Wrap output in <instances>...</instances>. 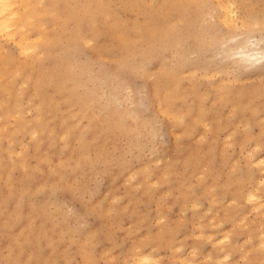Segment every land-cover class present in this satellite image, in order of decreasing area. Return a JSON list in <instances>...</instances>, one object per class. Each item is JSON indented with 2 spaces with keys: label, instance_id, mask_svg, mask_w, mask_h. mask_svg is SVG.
I'll return each instance as SVG.
<instances>
[{
  "label": "rangeland",
  "instance_id": "obj_1",
  "mask_svg": "<svg viewBox=\"0 0 264 264\" xmlns=\"http://www.w3.org/2000/svg\"><path fill=\"white\" fill-rule=\"evenodd\" d=\"M84 1L53 0L33 17L30 38L57 29L61 41L36 40L33 57L0 32V62L17 73L0 87V264H127L132 252L150 255L146 264H264V210L246 200L252 190L264 201L255 180L264 178V63H232L221 51L244 39L264 51V0H223L229 27L218 0H195L201 13L184 17L164 0H103L120 32L151 11L176 27L168 45L125 65L107 33L68 42L77 26L62 21ZM31 4L39 12L49 2ZM61 62L84 74V110L70 80L39 88L41 70ZM163 65L177 71L176 111L155 100ZM107 116L123 130H109Z\"/></svg>",
  "mask_w": 264,
  "mask_h": 264
},
{
  "label": "bare ground",
  "instance_id": "obj_2",
  "mask_svg": "<svg viewBox=\"0 0 264 264\" xmlns=\"http://www.w3.org/2000/svg\"><path fill=\"white\" fill-rule=\"evenodd\" d=\"M32 1L33 0H0V32L3 33L7 32L6 36L12 34L13 38H14L13 35H15L16 36L15 41H17L16 43L18 47L21 49L20 52L22 53L26 52L28 55H30V53L33 52L30 55L33 57L39 52L38 50L33 49L34 46L37 47V44L39 45L41 43L39 41L35 42L36 40L42 38L46 47L48 48L57 46V44L60 43L61 41L57 34V29L56 30L54 29L55 31L51 32L48 36L45 35L44 38L43 36L41 38H38L36 36L37 39H35L36 37L30 38V33L28 31L33 30V27L38 28L39 26V22L38 21L35 22V20L32 21V19L36 17H41V14L49 13V11L51 10V4L53 2V0H48L49 2L48 6H43L39 12L36 11L34 12L32 9L34 4H31ZM54 1L58 2L59 0H54ZM66 1L67 0H60V3L63 4ZM164 1L165 3H163V5L167 6L165 11H172V13H175L177 16L180 15L183 17L195 16L201 13V7L199 4L195 2V0H164ZM19 2L21 6L18 5ZM225 2L223 0H218V6L220 9L221 19L223 24L226 27H229L232 21L230 18H233V17L230 18L228 17L229 12L230 14L232 12L230 11L231 10L230 7L232 8V5L229 7L228 2L227 3ZM134 3H136L135 0H133L132 4ZM52 9L53 11H55V9L57 8L52 7ZM234 13L235 11H233V14ZM51 14L54 17V12H52ZM68 15L69 16L67 17L66 20L63 19L62 21L63 24L61 25L60 29L67 25L69 19L73 20L72 26L76 25L77 27L75 26L76 28L71 29V32L69 34L68 42L71 45H78L85 42L87 36H90L92 38L100 33H107L115 38L117 47L121 52H123V58L121 60V64L124 65L134 64L138 56L148 55L149 53L154 52L157 49V47L168 45L176 37V27L173 24H166L165 21H163L164 15L163 14L158 15L154 11H151V13L146 17L145 22L138 23L137 26L133 28L125 24L126 26L121 31L124 32V34L120 35L119 33L121 32L118 30V27L121 26L123 23L119 21L117 17L107 19L105 12V4L103 3V0H85L84 3L79 4L78 7L76 5H73V7L68 11ZM57 17L59 18V15ZM44 24L46 25V23H43L42 25ZM42 29L44 31L45 27H43ZM40 35H44V34H40ZM33 38L35 39L34 40L35 44L33 41H30L33 40ZM137 38L143 40L141 42L142 43L144 42L146 46L143 48H138V43L136 41ZM32 49L34 51H32ZM27 51H29L30 53ZM221 51L228 52V57L230 58L229 62L232 63L239 62L245 65H249L256 62L264 63V51L256 50V47H253L248 39L241 40V42L231 46L226 44L225 46L221 47ZM4 60L5 59H3L0 62V81H1L0 87L2 91L6 90V87L3 83L4 82L8 83L10 82V80L15 79L14 77L17 74L14 69L6 66V63L7 65H9V63L4 62ZM167 67L163 65V67L160 68L159 72L157 73L156 85L153 87L155 93V100L159 103L161 110L164 112L173 111L174 109L173 107L170 106L171 98L172 95L176 92V85L178 83V80L176 79L177 71L173 68L171 69ZM83 75L84 74H82V72L77 75L74 68L67 67L66 62L57 63L54 64V66L49 70H46V68L41 70L40 79L44 80V83H41V85L39 84V88H41V86L45 83L53 84V86L55 87H59V86L65 87L66 82L70 80L72 82L70 86V92H73V90L76 91L75 94H78L77 103L80 105L81 110H84V108L89 103L88 102L89 98L85 97L83 93L78 92V86L83 84L86 80L85 78L82 77ZM224 96L226 97V99H229V96L226 93L224 94ZM6 97L4 99L2 98L0 102H2L3 100L5 101ZM9 109H10L9 105L5 107V110L3 108L5 113H7ZM113 117L111 118L110 116H107L106 118V123H108L109 130L115 127L123 130L121 124H119L118 121H115ZM174 119L178 121L181 119V116H179L178 114L175 116ZM257 164L259 165L258 169L264 171L263 160H258ZM255 180L258 185L264 183L263 182L264 180L263 181L258 180V178H256ZM22 197L23 195L19 194L20 202L22 200ZM261 199L262 198H260V196L255 192H253L252 190H249L246 194V200L251 202L252 210L254 208L256 209V211L259 209L264 210V201ZM13 213L14 214L12 216L15 217H18L20 215L19 209L13 210ZM209 234L211 236V233ZM210 236L207 237L208 238L207 240L211 239ZM219 242L221 243V241H215V239L210 240L212 246L217 245ZM260 242L264 245V241H260ZM216 248L218 247L216 246ZM137 255H135V252H132L131 260H129V263L127 264H138L143 260H145L148 263L149 261L152 260L151 258H149L150 255L147 256L144 254L142 257V255L140 254L141 256L139 255V257H142L141 259L143 260L137 261L135 259L136 258L135 256ZM210 255L208 254L207 257ZM146 262L143 261L144 264H146ZM181 264H188V262L185 259L184 260L182 259Z\"/></svg>",
  "mask_w": 264,
  "mask_h": 264
}]
</instances>
